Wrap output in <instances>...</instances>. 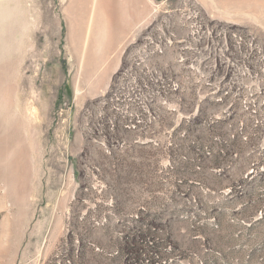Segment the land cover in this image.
Masks as SVG:
<instances>
[{
    "label": "rangeland",
    "instance_id": "1",
    "mask_svg": "<svg viewBox=\"0 0 264 264\" xmlns=\"http://www.w3.org/2000/svg\"><path fill=\"white\" fill-rule=\"evenodd\" d=\"M93 1L0 0V264H264V0Z\"/></svg>",
    "mask_w": 264,
    "mask_h": 264
},
{
    "label": "bare ground",
    "instance_id": "2",
    "mask_svg": "<svg viewBox=\"0 0 264 264\" xmlns=\"http://www.w3.org/2000/svg\"><path fill=\"white\" fill-rule=\"evenodd\" d=\"M96 3H97V0H94L93 1V6L90 10V14H89V18H88V23L86 24V27H85V32H84V44L85 46L89 43L90 39L92 38V34L94 32V28H95V25L98 23V10L96 8ZM83 7L79 8L78 12L80 14V22L78 23L79 25V28L77 27V29H82L83 26H84V21L82 20V14H83ZM82 32V30L80 31V33ZM84 46V47H85ZM85 50V48H84Z\"/></svg>",
    "mask_w": 264,
    "mask_h": 264
}]
</instances>
